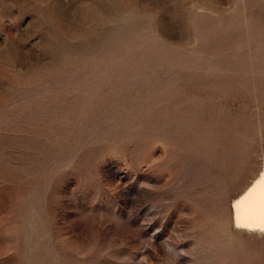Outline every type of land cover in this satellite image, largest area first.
<instances>
[{"label": "rangeland", "instance_id": "obj_1", "mask_svg": "<svg viewBox=\"0 0 264 264\" xmlns=\"http://www.w3.org/2000/svg\"><path fill=\"white\" fill-rule=\"evenodd\" d=\"M263 154L264 0H0V264H264Z\"/></svg>", "mask_w": 264, "mask_h": 264}, {"label": "bare ground", "instance_id": "obj_2", "mask_svg": "<svg viewBox=\"0 0 264 264\" xmlns=\"http://www.w3.org/2000/svg\"><path fill=\"white\" fill-rule=\"evenodd\" d=\"M262 174H264V159L262 161L261 166L253 174L249 182L242 188L237 190L231 199L232 221L233 226L236 229H242L245 231L252 232L254 231L258 234H264V230H261V227H264V219H262L264 213H262L261 211V205L259 201V194L262 188H264V185H257V181H260L262 179ZM254 185H257L256 192L253 194L250 200L246 201L245 204L241 205V208L239 209L240 222L238 226L237 210L234 209L233 205L236 201L240 200L241 197L248 193L249 189L253 188ZM244 225H251V227H246Z\"/></svg>", "mask_w": 264, "mask_h": 264}, {"label": "snow or ice", "instance_id": "obj_3", "mask_svg": "<svg viewBox=\"0 0 264 264\" xmlns=\"http://www.w3.org/2000/svg\"><path fill=\"white\" fill-rule=\"evenodd\" d=\"M257 185H264V174H262V179L260 181H257ZM257 185H254L253 188H250L248 193H246L243 197H241L240 200L236 201L233 205L234 209L237 210L238 226H239V222H240L239 209L241 208V205L245 204L246 201L250 200V198L256 192ZM259 201H260V205H261V211H262V213H264V188H262V190L260 191ZM262 219H264V216H262ZM244 226L251 227V225H244ZM261 230H264V227H261Z\"/></svg>", "mask_w": 264, "mask_h": 264}]
</instances>
